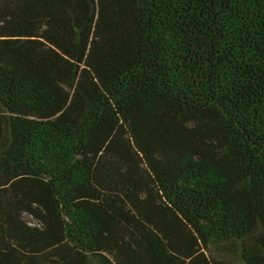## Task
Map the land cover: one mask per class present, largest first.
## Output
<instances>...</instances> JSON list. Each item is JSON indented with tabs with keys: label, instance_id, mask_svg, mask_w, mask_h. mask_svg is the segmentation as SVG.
Here are the masks:
<instances>
[{
	"label": "trees",
	"instance_id": "16d2710c",
	"mask_svg": "<svg viewBox=\"0 0 264 264\" xmlns=\"http://www.w3.org/2000/svg\"><path fill=\"white\" fill-rule=\"evenodd\" d=\"M0 264H264V0H0Z\"/></svg>",
	"mask_w": 264,
	"mask_h": 264
}]
</instances>
